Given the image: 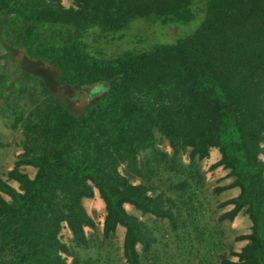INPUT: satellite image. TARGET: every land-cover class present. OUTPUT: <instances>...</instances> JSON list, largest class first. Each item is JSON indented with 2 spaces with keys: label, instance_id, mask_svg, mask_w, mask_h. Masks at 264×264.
<instances>
[{
  "label": "trees",
  "instance_id": "1",
  "mask_svg": "<svg viewBox=\"0 0 264 264\" xmlns=\"http://www.w3.org/2000/svg\"><path fill=\"white\" fill-rule=\"evenodd\" d=\"M197 16L195 31L174 43L141 51L116 45L125 35L116 33L135 19L172 26ZM0 48L50 66L56 84L104 86L76 111L33 72L42 98L13 111L11 124L24 137L6 173L18 189L0 178L9 197L0 196V264H67L68 257L71 264H113L92 255L98 248L85 233L95 228L83 206L94 190L105 210L102 240L123 227L125 264H145L153 237L125 205L166 219L175 233L185 211L201 203L198 164L211 149L220 154L211 167L232 178L215 191L239 189L220 203L231 208L218 222L242 212L250 221L249 233L236 237L245 245L230 251L236 260L222 256L220 264H264V0H74L69 7L0 0ZM0 79L1 96L10 87ZM156 134L171 155L158 149ZM21 166L35 168L34 176ZM63 224L69 244L60 239Z\"/></svg>",
  "mask_w": 264,
  "mask_h": 264
},
{
  "label": "rangeland",
  "instance_id": "2",
  "mask_svg": "<svg viewBox=\"0 0 264 264\" xmlns=\"http://www.w3.org/2000/svg\"><path fill=\"white\" fill-rule=\"evenodd\" d=\"M61 2L65 7H69L73 5L74 0H61ZM200 22L201 17L198 16L189 23H175L172 26L170 24L163 25L160 22L152 23L148 18L135 19L130 23L127 30L116 33H125L124 39L120 43L117 42L116 45H119L120 49L141 51L148 50L156 44L174 43L177 39L193 33ZM115 49L117 50L118 47ZM33 72L45 78L49 86L57 89L76 111H81L88 103L98 99L97 96L104 92L103 85L76 88L56 84L52 80L55 71L50 66L24 60L20 53L16 54L14 58H9L0 48V78L8 79L4 82H7L8 87H10L4 90L0 96V178L12 183L16 189H18V184L8 180L6 173L13 168L18 155L22 153L24 137L21 128L12 129L11 124L15 117L13 111L22 108L27 111L42 98L38 92L39 81L32 76ZM21 86H27V90L20 93ZM101 89L102 92H96V95L91 96L92 91ZM156 138L158 149L171 155V149L167 142L162 140L158 134H156ZM217 152V149H211L209 157L199 162L198 171L203 177V182L197 197L201 203L196 204V212L190 211L188 214L185 211L182 219L185 226H181L182 220H179L175 233L171 231V226L166 219L143 214L132 206L125 205L127 212L137 217L153 237L149 250L145 254V264H220L222 256L236 260L230 255V251L237 252L244 245L246 241H236V237L249 233L250 221L243 212L237 215L232 222H218L217 220L223 212L231 208V206L222 208L219 206L220 203L238 194L232 189L222 192L215 191L218 187L226 185L232 180L227 176V170L221 167H211L219 160L217 159ZM147 154V152L141 153L140 157L142 158ZM261 158L264 160V156ZM180 160L184 165L188 163L185 154L181 156ZM20 170L30 178L35 174V168L31 166H21ZM120 171H123V166L120 167ZM175 182L176 180L173 183ZM168 184V182L163 183L160 189L165 190ZM166 195L172 198L178 197L175 193L166 192ZM0 196L9 200V197L1 192ZM83 206L95 223V228H85V233L95 240L98 253L99 249L101 252V256H98L97 252L91 251L92 255L99 257L101 261L125 264L122 256L125 229L119 226L116 228L113 237L102 240L105 210L97 190H94L93 198L83 200ZM60 239L66 244L70 243L71 234L65 224H63V229L60 232ZM137 250L142 253L140 245H137ZM85 254V252L80 251L81 256H85ZM71 262L72 258L68 257L67 264H71Z\"/></svg>",
  "mask_w": 264,
  "mask_h": 264
},
{
  "label": "crops",
  "instance_id": "3",
  "mask_svg": "<svg viewBox=\"0 0 264 264\" xmlns=\"http://www.w3.org/2000/svg\"><path fill=\"white\" fill-rule=\"evenodd\" d=\"M218 151V150H217ZM220 158V155H219V152H217V159H219ZM11 186H13L12 185V183H9ZM14 187V186H13ZM232 190L233 191H235L236 193H238L239 192V189L238 188H232ZM237 195V194H236ZM246 243V242H245ZM245 243H244V245H245ZM243 246V245H242Z\"/></svg>",
  "mask_w": 264,
  "mask_h": 264
}]
</instances>
